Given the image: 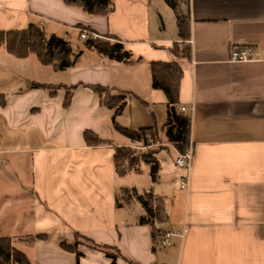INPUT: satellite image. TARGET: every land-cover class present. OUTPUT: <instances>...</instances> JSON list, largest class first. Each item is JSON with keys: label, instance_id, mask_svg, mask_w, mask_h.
Listing matches in <instances>:
<instances>
[{"label": "crops", "instance_id": "0c3cea01", "mask_svg": "<svg viewBox=\"0 0 264 264\" xmlns=\"http://www.w3.org/2000/svg\"><path fill=\"white\" fill-rule=\"evenodd\" d=\"M113 1L101 15L65 0H0V30L37 24L80 52L74 65L55 70L34 54L0 50V235L33 264H264V0H180L192 40L190 56L175 59L183 70L179 107L192 123L187 190V170L175 164L180 152L161 129L167 96L150 81V63L174 60L168 49L182 42L174 10L166 0ZM81 29L119 39L133 62L87 49ZM251 45L255 58L231 60L233 49ZM95 85L125 93L120 125L157 127L140 140L121 134ZM87 129L107 142L89 145ZM148 135L162 147L159 170L155 180L148 164L131 171L149 176L139 188L126 181L130 173L118 175L114 151L145 152ZM145 191L164 199L167 222L149 216L138 200ZM171 229L183 238L164 247L161 235ZM76 235L110 247L115 263L82 238L78 257L67 248Z\"/></svg>", "mask_w": 264, "mask_h": 264}, {"label": "trees", "instance_id": "16d2710c", "mask_svg": "<svg viewBox=\"0 0 264 264\" xmlns=\"http://www.w3.org/2000/svg\"><path fill=\"white\" fill-rule=\"evenodd\" d=\"M70 5L80 6L90 14H109L114 7L113 0H65ZM167 4L174 10L179 35L182 42L174 43L168 50L172 54V61H152L149 65L151 72V86L161 89L167 96L166 119L162 123L161 129L166 138L175 145L179 152H183L190 146L191 119L179 109L180 103V83L183 74L182 66L175 60L180 57H189L190 47L186 40L190 37V23L188 14L182 9L180 0H166ZM114 39V40H112ZM101 39L93 37L83 39L87 49L95 50L97 53L106 56L117 62H133V55L125 48L123 42L117 38ZM0 47H4L7 53L18 58H25L29 54H34L44 65H50L55 70H66L67 67L74 65L80 52H76L71 42L55 34L47 35L42 27L30 23L26 28L0 30ZM44 86L52 89L53 85L33 83L32 87ZM100 97L101 105L114 111L113 123L116 129L130 139L140 140L144 137L146 130H154L153 126L139 127L133 130L128 126L120 125L116 118L124 110L126 96L115 93L109 87L101 85L92 86ZM68 98L67 101L68 102ZM84 138L91 146L106 143L107 140L93 132L84 131ZM148 146L147 142H145ZM160 145L149 146L145 152L137 151L130 146H118L114 151V165L118 175L126 176L131 171H140L141 164L145 163L151 167V177L155 180L159 163L155 156ZM138 200L147 210L149 216L156 222L165 223L168 220V212L165 208L164 199L154 195L152 191H145L138 195ZM80 238L85 244L98 250H102L115 263L117 254L111 251L108 246L97 245L93 240L76 235V247L67 246L70 250H75L79 257L80 252L76 249L80 243ZM0 264H33L28 256L15 246L13 239L9 236L0 235Z\"/></svg>", "mask_w": 264, "mask_h": 264}, {"label": "built area", "instance_id": "2783aa9c", "mask_svg": "<svg viewBox=\"0 0 264 264\" xmlns=\"http://www.w3.org/2000/svg\"><path fill=\"white\" fill-rule=\"evenodd\" d=\"M93 36V35H92ZM89 37L88 31L85 29H81L80 31V38L81 39H86ZM94 37V36H93ZM188 43L191 44L192 40L189 39ZM258 55L257 49L254 46H241L237 47L236 49H233L231 53V60L233 62L237 61H250L253 58H255ZM179 109L183 112L187 110L185 107H179ZM148 138V143L150 146L156 145L154 139L151 136H147ZM193 154L194 152L192 151L191 146H189L186 150L183 152H180L175 160L176 166H179L181 168H185L187 170V174L184 176L183 180L180 183V189L181 190H187L190 185V180H189V174L191 170V164L193 160ZM173 236H178L180 238H183V233H176L175 231L171 230H166L162 235V244L164 247H171L172 246V237Z\"/></svg>", "mask_w": 264, "mask_h": 264}, {"label": "rangeland", "instance_id": "374dc122", "mask_svg": "<svg viewBox=\"0 0 264 264\" xmlns=\"http://www.w3.org/2000/svg\"><path fill=\"white\" fill-rule=\"evenodd\" d=\"M77 42H78V43H77ZM76 44H79V45H80V44H81V40L76 39V41H75V45H76ZM0 50H5V48H4V47H0ZM157 138H158L159 142L161 141V143H163V142L166 141L162 134H161V135H158ZM159 148H162V147L159 146ZM163 148H164V146H163ZM135 150L139 151L138 149H135ZM169 155H170V157H171V154H169L168 152H165V151H164L163 156H167V157H169ZM172 155H173V154H172ZM172 157H173V156H172ZM145 169H146V168L144 167V170H145ZM128 174H129V173H128ZM126 181H128V182H130V183H133V184L136 183V185H138L139 188L145 186L146 184H148V183L150 182V181H149V176H148V174H147L146 171H143V172H141L140 174L130 173V174L127 176V178H126ZM0 187H1V186H0Z\"/></svg>", "mask_w": 264, "mask_h": 264}]
</instances>
